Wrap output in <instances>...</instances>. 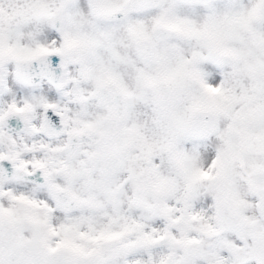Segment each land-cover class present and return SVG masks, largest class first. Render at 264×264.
<instances>
[{"label": "clouds", "instance_id": "9594fccd", "mask_svg": "<svg viewBox=\"0 0 264 264\" xmlns=\"http://www.w3.org/2000/svg\"><path fill=\"white\" fill-rule=\"evenodd\" d=\"M0 264H264V0H0Z\"/></svg>", "mask_w": 264, "mask_h": 264}]
</instances>
